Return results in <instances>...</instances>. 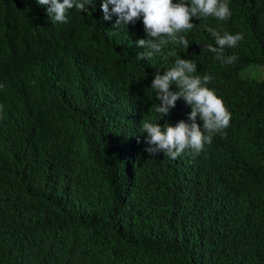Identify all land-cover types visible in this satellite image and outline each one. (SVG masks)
<instances>
[{"label":"clouds","instance_id":"obj_1","mask_svg":"<svg viewBox=\"0 0 264 264\" xmlns=\"http://www.w3.org/2000/svg\"><path fill=\"white\" fill-rule=\"evenodd\" d=\"M251 4L261 17L264 0ZM233 10L235 0H0V264H100L77 261L67 233L88 212L111 210L109 230L134 213L125 191L110 206L109 189L93 188L111 156L84 154L72 169L49 141L24 134L28 96L38 100L65 63L72 77L77 68L74 89L62 88L68 100L98 103L97 115L124 123V138L110 139L124 165L118 185L136 169L126 150L143 152L168 181L147 194L159 208L186 201L176 214L216 217L232 243L264 229V125L241 99L246 72L231 66L242 62L234 50L244 39L232 30ZM121 53L131 60L115 73ZM86 118L77 112L69 123ZM83 167L91 169L80 181ZM41 191L54 199L37 204L30 193Z\"/></svg>","mask_w":264,"mask_h":264},{"label":"trees","instance_id":"obj_2","mask_svg":"<svg viewBox=\"0 0 264 264\" xmlns=\"http://www.w3.org/2000/svg\"><path fill=\"white\" fill-rule=\"evenodd\" d=\"M251 1L235 0V10L231 12L232 30L244 35L234 50L236 56L242 53V62L236 61L231 66L235 71L244 69L246 72L244 78L249 95L248 99H241L245 106H252V115L264 125V75L260 74L264 69L258 70L260 65L264 67V14L256 19L255 14L261 7L252 5ZM259 23L263 30L258 29L256 24ZM130 60V55L118 54L114 60V72L119 73ZM133 67L131 64L127 70ZM52 78L49 86L40 88L38 100L28 96L21 113L24 134L39 143L43 139L49 141L54 155L72 169L79 168L84 154L89 158L100 154L111 156L107 167L111 172L106 166L99 168L93 188L106 186L109 189L110 206L116 203L118 191L123 190L134 207V213L113 230H109L111 210L103 217L88 212L75 231L67 233L76 238L69 248L77 261L100 264L105 261L106 264H264V229L239 236L234 234L236 241L232 243L230 233L216 217L198 220L186 210L176 214L185 208L186 201L159 208L146 198L150 190L162 189L168 181L164 171H156L150 163L153 160L145 153L126 150L125 156L129 159L125 158V165L130 164L136 169L129 185H118V175L122 174L124 165L114 157L119 149L110 139L114 135H118L119 141L120 137L124 138L126 132L122 131L124 135L120 136L124 123L97 115L98 103L96 109L93 102L76 105L68 100L62 88L74 89L72 81L77 78V68L72 77L65 63L58 71H53ZM77 112L87 116L84 125L69 123ZM92 115H96L94 119ZM103 137L105 140L96 141ZM23 142V153L34 156V150L27 147L24 139ZM110 148H114L111 155ZM90 169L83 167L76 171L78 179L84 180ZM30 197L37 204L54 199L51 192L45 191L31 192Z\"/></svg>","mask_w":264,"mask_h":264},{"label":"rangeland","instance_id":"obj_3","mask_svg":"<svg viewBox=\"0 0 264 264\" xmlns=\"http://www.w3.org/2000/svg\"><path fill=\"white\" fill-rule=\"evenodd\" d=\"M258 68H259L258 70H261L260 68H263L264 69V67L262 65H260Z\"/></svg>","mask_w":264,"mask_h":264}]
</instances>
